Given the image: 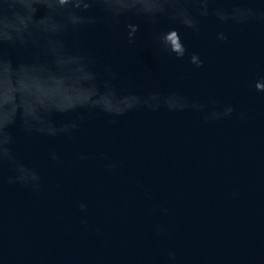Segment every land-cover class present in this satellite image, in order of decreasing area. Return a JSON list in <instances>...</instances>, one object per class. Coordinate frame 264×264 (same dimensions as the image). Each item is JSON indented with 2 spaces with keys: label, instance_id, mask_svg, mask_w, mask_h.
I'll return each instance as SVG.
<instances>
[{
  "label": "water",
  "instance_id": "obj_1",
  "mask_svg": "<svg viewBox=\"0 0 264 264\" xmlns=\"http://www.w3.org/2000/svg\"><path fill=\"white\" fill-rule=\"evenodd\" d=\"M9 2L10 10L0 7V124L15 120L12 153L42 187L9 184L16 173L0 165V264H169V250L176 264H264V91L254 87L264 51L248 27L210 15L197 35L178 22L154 28L131 17L140 30L129 45L123 23L73 37L57 0ZM122 6L117 0L114 10ZM170 27L183 58L155 41ZM218 31L229 39L217 40ZM77 49L94 57L98 83L110 66L119 90L95 92L73 59ZM193 52L202 66L189 62ZM85 101L112 111L141 105L117 116L91 107L53 113L57 125H79L70 137L21 125V111L40 127L52 109ZM192 103L204 107L179 108ZM228 105L230 116H213Z\"/></svg>",
  "mask_w": 264,
  "mask_h": 264
},
{
  "label": "clouds",
  "instance_id": "obj_2",
  "mask_svg": "<svg viewBox=\"0 0 264 264\" xmlns=\"http://www.w3.org/2000/svg\"><path fill=\"white\" fill-rule=\"evenodd\" d=\"M219 0H151V7L145 9L143 7L144 0H122V8L119 11L114 10V5L117 0H57L60 11L66 19L63 28L65 34L76 36L83 29L101 25L106 31L112 30L116 25L123 23L126 32L127 42L129 45L135 43L136 34L140 30V24L132 21L131 17H140L156 28L162 19H167L172 23H179L185 28L191 29L195 34L201 31V18H207L210 15L214 16L221 24H234L239 25L241 28L253 23H264V2L262 0H228L231 3V8L225 7H210V5L217 4ZM195 5L193 9L191 6ZM5 11L11 9L12 4L9 0H4L0 5ZM155 41L157 45L165 52L174 54L176 58H183L187 52L186 46L183 43L179 30L175 27H170L167 30H159L155 32ZM216 38L219 41H227L229 35L225 31H218ZM67 43V41H65ZM75 63L84 70L87 74L89 86L97 93L99 92H116L119 89L112 83L117 78V73L110 67L105 66V73L107 79L98 83L99 73L95 70V59L90 54H85L80 50H76L74 57ZM189 62L197 67L203 65L198 53L193 52L189 56ZM254 87L257 91H264V78L255 81ZM154 93L149 94V96ZM149 108H156L146 101L142 103ZM141 104L131 105L119 111H112L107 108H98V106L82 102L68 108H54L48 113L47 124L45 126L37 127L30 119V113L27 111L20 112V122L25 132L31 134L33 130L55 137L58 134H66L69 137L73 129L79 125L76 121L71 123H60L57 125L52 119L53 113L64 114L70 111H75L80 107H91L99 109L100 111L111 116L123 115L125 112L130 111ZM191 106L194 109H200L204 105L199 103H192L191 105L185 104L179 108ZM169 109H176L168 107ZM234 111L231 105L224 107L223 112H215L213 116L220 118L221 116L227 117ZM242 118H246L241 113ZM82 118V117H81ZM15 123L13 120L10 123L0 124V165L9 163L16 173L9 175L7 181L9 184L21 183L24 186L30 187L32 191H41L40 176L35 170L27 168L16 161L12 153L10 145L13 142V135L10 131V126ZM112 123H116L115 119ZM81 159L85 157L81 155ZM51 159L58 161V155L51 153ZM107 167L113 168L114 164H108ZM233 195H236L233 192ZM79 209L86 211L87 205L80 202ZM155 211V209H153ZM163 211L167 212V209ZM81 223L87 227V221L81 220ZM167 230L163 225H156V235H165ZM169 264H176V253L169 250L167 253Z\"/></svg>",
  "mask_w": 264,
  "mask_h": 264
}]
</instances>
